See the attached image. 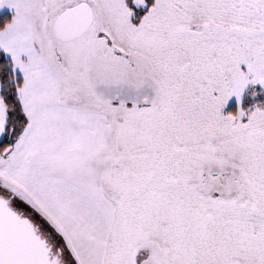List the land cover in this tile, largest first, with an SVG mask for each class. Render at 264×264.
I'll return each instance as SVG.
<instances>
[{
  "label": "snow or ice",
  "instance_id": "6c2138e0",
  "mask_svg": "<svg viewBox=\"0 0 264 264\" xmlns=\"http://www.w3.org/2000/svg\"><path fill=\"white\" fill-rule=\"evenodd\" d=\"M0 264H264V0H0Z\"/></svg>",
  "mask_w": 264,
  "mask_h": 264
}]
</instances>
